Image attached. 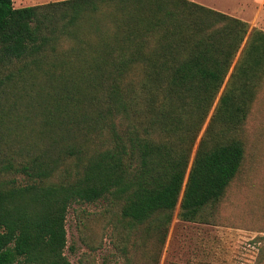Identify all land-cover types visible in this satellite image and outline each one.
<instances>
[{"label": "trees", "instance_id": "1", "mask_svg": "<svg viewBox=\"0 0 264 264\" xmlns=\"http://www.w3.org/2000/svg\"><path fill=\"white\" fill-rule=\"evenodd\" d=\"M62 38L78 66H43ZM13 62L0 90L25 74L54 86L33 89L22 121L0 118V264H71L73 204L117 206L126 241L165 236L177 206L184 221L215 213L245 158L264 30L191 0H0V73Z\"/></svg>", "mask_w": 264, "mask_h": 264}, {"label": "rangeland", "instance_id": "2", "mask_svg": "<svg viewBox=\"0 0 264 264\" xmlns=\"http://www.w3.org/2000/svg\"><path fill=\"white\" fill-rule=\"evenodd\" d=\"M59 0H13L15 8ZM203 6L240 18L250 28L264 30V0H191ZM77 56L74 42L62 38L56 52L46 50L43 66L57 64L65 58L67 67ZM21 63L13 62L4 74ZM63 71L62 67L56 68ZM15 77L0 90V118L4 121L27 114V99L33 89L54 86L44 75ZM227 79V78H226ZM29 113V112H28ZM203 131V130H202ZM201 131V133H202ZM200 133V134H201ZM245 142V158L221 201L206 210L200 221H184L178 217V206L164 236L162 229L148 231L144 226L128 233L127 241L116 229L119 208L108 200L76 203L68 208L65 228V254L71 264H264V77L252 102L249 116L241 132ZM87 226H84L83 222ZM69 247V248H68Z\"/></svg>", "mask_w": 264, "mask_h": 264}]
</instances>
